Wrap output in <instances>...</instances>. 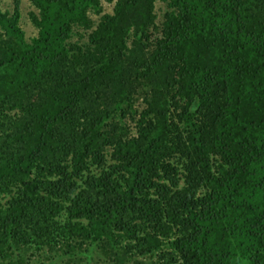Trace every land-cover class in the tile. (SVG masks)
Masks as SVG:
<instances>
[{
  "label": "trees",
  "instance_id": "trees-1",
  "mask_svg": "<svg viewBox=\"0 0 264 264\" xmlns=\"http://www.w3.org/2000/svg\"><path fill=\"white\" fill-rule=\"evenodd\" d=\"M157 1L0 0V264H264V0Z\"/></svg>",
  "mask_w": 264,
  "mask_h": 264
},
{
  "label": "rangeland",
  "instance_id": "rangeland-1",
  "mask_svg": "<svg viewBox=\"0 0 264 264\" xmlns=\"http://www.w3.org/2000/svg\"><path fill=\"white\" fill-rule=\"evenodd\" d=\"M115 1L108 2L107 0H102L103 4V13H112L115 5ZM2 7L3 9L12 10L14 7V0H2ZM20 9H21V19H20V25L25 31V36L28 40H30L32 37L36 36L37 34V28L33 25L29 18V11L35 10V7L32 5L30 0H20ZM166 9V3L162 0H159L156 2L155 10L157 13V23H161L162 15ZM91 17L93 18L95 24L99 21L102 14H96L94 12L90 13ZM83 32V31H82ZM84 33V32H83ZM73 40H77V36L73 38ZM84 258V257H83ZM28 261L29 264H68V262L65 263L66 258H57V263H51L50 259L43 258L42 256H39L38 254H34L33 251L28 252ZM85 258L82 261L77 262L78 264H84ZM97 264V263H93ZM101 264V263H98Z\"/></svg>",
  "mask_w": 264,
  "mask_h": 264
}]
</instances>
